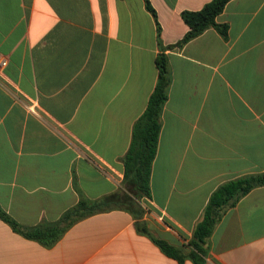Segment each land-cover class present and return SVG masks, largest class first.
I'll return each instance as SVG.
<instances>
[{"label":"crops","instance_id":"crops-1","mask_svg":"<svg viewBox=\"0 0 264 264\" xmlns=\"http://www.w3.org/2000/svg\"><path fill=\"white\" fill-rule=\"evenodd\" d=\"M209 1L149 0L162 44L186 33L182 11ZM216 22L225 39L208 28L166 51L171 82L140 202L149 232L186 252L215 188L264 172V0H230ZM158 52L143 0H0V207L17 223H52L80 196L124 191L121 158ZM134 222L119 209L97 213L44 248L0 220V264H179ZM207 244L205 264H264V186Z\"/></svg>","mask_w":264,"mask_h":264},{"label":"trees","instance_id":"trees-1","mask_svg":"<svg viewBox=\"0 0 264 264\" xmlns=\"http://www.w3.org/2000/svg\"><path fill=\"white\" fill-rule=\"evenodd\" d=\"M230 0H210L196 11L184 10L180 17L188 27L183 37L175 43L163 45L160 39V26L156 13L149 0H143L146 10L152 15L156 24L157 44L159 52L155 58L157 79L149 95L147 105L132 126L131 140L126 153L121 158L123 164L122 186L124 191L114 192L98 200H89L82 196L77 203L66 210L60 218L52 223L25 227L17 223L0 207V220L21 237L35 241L44 248L52 247L64 233L76 222L91 215L119 209L129 213L135 220L136 231L148 237L160 251L179 264L186 260L192 264H205L208 256V238L215 225L223 215L251 190L264 186V172L247 174L227 180L218 185L210 194L203 209L201 219L194 226L192 236L187 242L189 250L175 247L168 242L154 237L142 221L144 209L140 202L149 199L150 176L152 162L156 155L160 133V117L168 98L171 75L166 51L180 49L189 41L201 35L208 28H213L222 37L227 36V26L216 22L217 16L223 11Z\"/></svg>","mask_w":264,"mask_h":264},{"label":"built area","instance_id":"built-area-1","mask_svg":"<svg viewBox=\"0 0 264 264\" xmlns=\"http://www.w3.org/2000/svg\"><path fill=\"white\" fill-rule=\"evenodd\" d=\"M3 65H5V60H3V61L1 62V66H3ZM30 110L33 111L32 108H30Z\"/></svg>","mask_w":264,"mask_h":264}]
</instances>
